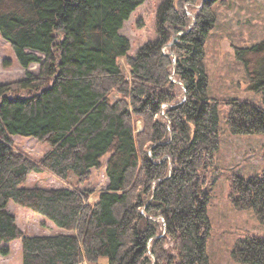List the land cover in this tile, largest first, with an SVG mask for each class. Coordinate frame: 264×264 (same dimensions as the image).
Returning a JSON list of instances; mask_svg holds the SVG:
<instances>
[{"label":"trees","instance_id":"obj_1","mask_svg":"<svg viewBox=\"0 0 264 264\" xmlns=\"http://www.w3.org/2000/svg\"><path fill=\"white\" fill-rule=\"evenodd\" d=\"M143 1L0 0L1 38L22 68L39 66L37 74L0 83V255L20 240L22 264H209L203 183L220 149L219 106L228 108L233 134L264 135V39L234 47L263 106L219 100L207 95L204 42L216 22L214 6L226 0H201L192 16L183 4L197 0H162L157 39L130 57L120 30ZM14 136L49 149L32 160L14 147ZM103 167L106 187L91 203L92 190L78 185ZM43 172L77 183L24 186L31 173ZM230 198L264 224V172L233 175ZM11 201L64 232L24 235ZM232 254L264 264V236H247Z\"/></svg>","mask_w":264,"mask_h":264},{"label":"rangeland","instance_id":"obj_2","mask_svg":"<svg viewBox=\"0 0 264 264\" xmlns=\"http://www.w3.org/2000/svg\"><path fill=\"white\" fill-rule=\"evenodd\" d=\"M162 0H144L123 24L120 34L130 42L128 56L134 57L138 48L148 41H155V12ZM196 3H184L183 8L189 15L200 7ZM216 22L204 42V66L208 76L207 95L219 100L236 98L248 99L263 106L260 93L248 88L249 80L243 65L235 57V46H251L264 39V0H226L225 4L214 6ZM194 20L193 17H191ZM164 51L168 49L164 47ZM6 63V64H5ZM120 65L128 72L124 59ZM37 74L38 64L28 69L22 68L17 61L13 48L0 36V83L13 82L25 77L26 72ZM175 81V77H170ZM179 83V82H177ZM177 88V100L183 98L180 84ZM112 95L111 99H115ZM220 149L212 163L204 172L203 190L209 196L208 216L211 223V235L207 241L209 264H245L234 259L232 251L247 236H264V224L252 210L238 209L230 198L231 177L245 179L260 176L264 172V135L233 134L225 123L228 108L219 106ZM141 121H135L136 131L141 129ZM14 147L32 160L40 159L49 149V144L23 136L13 137ZM106 160V159H105ZM75 177L62 182L50 173H31L24 186L38 185L46 188L74 186ZM107 177L105 168L92 170L88 182L79 184L81 189L92 190L90 202L96 201L98 193L105 189ZM14 214L16 223L24 235H55L63 233L43 216L34 213L14 202L8 206ZM10 253L0 255V264H22L20 240L9 243ZM102 263H107L102 259Z\"/></svg>","mask_w":264,"mask_h":264},{"label":"crops","instance_id":"obj_3","mask_svg":"<svg viewBox=\"0 0 264 264\" xmlns=\"http://www.w3.org/2000/svg\"><path fill=\"white\" fill-rule=\"evenodd\" d=\"M57 234H59V233H57ZM6 245L9 246V243H7Z\"/></svg>","mask_w":264,"mask_h":264}]
</instances>
